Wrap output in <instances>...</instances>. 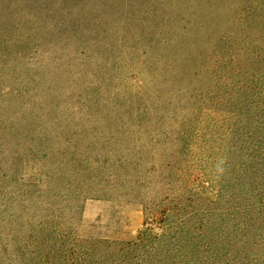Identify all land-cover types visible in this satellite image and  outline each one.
<instances>
[{"label":"rangeland","instance_id":"rangeland-1","mask_svg":"<svg viewBox=\"0 0 264 264\" xmlns=\"http://www.w3.org/2000/svg\"><path fill=\"white\" fill-rule=\"evenodd\" d=\"M250 2L0 0V264H18L16 245L40 222L78 237L128 240L148 207L172 199L193 206L203 197L207 209L219 193L211 208L226 232L224 214L244 189L251 193L262 168L240 173L238 157L248 150L227 151L234 139L221 140L222 128L215 144L195 136L180 155L174 130L189 104L168 64L180 63L178 44L239 27L235 11ZM104 136L125 137V150L107 154ZM69 139L79 146L68 147ZM68 148L82 158L80 179L55 176ZM258 233L247 264H264Z\"/></svg>","mask_w":264,"mask_h":264},{"label":"trees","instance_id":"trees-1","mask_svg":"<svg viewBox=\"0 0 264 264\" xmlns=\"http://www.w3.org/2000/svg\"><path fill=\"white\" fill-rule=\"evenodd\" d=\"M235 12L239 27L218 33L213 39L178 44L182 59L168 64L174 73L170 81L177 84L178 93H183L180 100L189 104L174 130L180 155L191 148L195 136L215 144L214 134L222 128L221 140L226 136L234 139L227 151L233 153L237 147L241 152L248 150L246 159L238 157L236 169L252 173L262 168L263 176L260 182L254 177L251 193L244 189L236 197V205L224 214L229 219H224L226 232H220L211 208L217 199L220 202L219 193L215 201H208L207 209L201 207L207 202L203 197L193 206L172 199L167 206L161 201L148 207L143 226L128 240L78 237L67 231L54 232L47 221L40 222L16 245L14 251L24 256H18V264H247L251 236L255 240L256 232H260L255 242L259 247L264 234V88H257L264 80V0H251ZM152 47L148 43L147 48ZM256 64L259 67L255 71ZM249 95L253 100L248 101ZM212 114L218 115L215 121ZM201 115L207 119L203 135L196 134ZM122 140L104 136L107 154L125 150V137ZM73 145L79 146L77 140L69 139L67 146ZM76 152L69 148L63 151L64 162L55 176L68 173L80 179L85 174ZM184 191L188 197L193 195L191 189Z\"/></svg>","mask_w":264,"mask_h":264}]
</instances>
